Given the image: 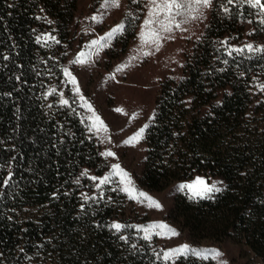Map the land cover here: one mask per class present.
<instances>
[{
    "label": "trees",
    "instance_id": "16d2710c",
    "mask_svg": "<svg viewBox=\"0 0 264 264\" xmlns=\"http://www.w3.org/2000/svg\"><path fill=\"white\" fill-rule=\"evenodd\" d=\"M77 2L0 0V264H166L147 240L115 233V208L86 202L76 183L107 162L75 99L61 105L48 94L65 57L41 37L48 27L68 37ZM246 20L259 25L247 3L213 0L183 78L161 85L139 183L162 192L195 175L222 179L211 199L179 195L168 219L195 241L244 243L264 264V52L224 43ZM136 29L127 22L122 52Z\"/></svg>",
    "mask_w": 264,
    "mask_h": 264
},
{
    "label": "rangeland",
    "instance_id": "374dc122",
    "mask_svg": "<svg viewBox=\"0 0 264 264\" xmlns=\"http://www.w3.org/2000/svg\"><path fill=\"white\" fill-rule=\"evenodd\" d=\"M146 3L147 0H141L140 3H134L133 0H121L119 8L106 10L101 7L102 0H78L74 19L69 25V36L64 37L63 40L56 39L59 33L54 27H48L43 31L41 37L45 44L55 47L54 52L59 57H65L62 64L63 80L49 88L48 92L55 89L50 96H56L58 103L61 105H63L61 103L62 99L68 100L70 104V100L74 98L81 108L88 131L92 123L90 117L93 116V113L84 104L85 102L91 104L95 113L101 117L109 131L108 133L89 131V133L100 145L102 153L107 151L116 153L115 157L103 155L107 162V169L103 174L98 175L95 170L91 169L83 170L81 176L76 180V183L82 189L83 200L86 202L97 199L107 201L118 214L111 222L110 227L114 223L126 226L119 232L112 227L111 229L115 233L124 236L125 232L127 234L131 233V238L135 241H139L144 236V233L136 226L164 223L175 229L179 235L153 234L152 239L147 240L157 256L166 264H176L181 257L189 256L198 259H210L216 264H225V262L226 264H261V260L244 243L234 240H226L221 243L195 241L187 232L181 231L168 219L176 198L179 195L189 197L191 195L187 191H179L178 185L192 182L199 176L208 180L210 184L217 182V186L224 189L225 182L222 179L203 174L195 175L189 180L175 182L162 192L150 191L139 183L147 155L145 133L148 127L145 129L143 139L138 143L132 145L125 144L124 141L132 137L145 125L149 126L153 121L161 85L168 80L179 81L183 78L185 58L194 44L202 38L209 24L213 7L212 2L210 7H200L198 11L191 12L185 10L183 16L176 17L181 27H174L170 33H162L164 39L160 42L161 46L157 51L156 45L151 43L145 45L140 38V34L144 30V20L147 18ZM254 12L256 22L259 25L252 23L251 20L242 22L240 26L243 30L234 33L224 41L231 49L248 51L246 46L249 44L254 49L264 47V24L261 23L264 17L259 15V9L254 8ZM129 13H132V16H129ZM94 15H103V22L93 21L91 18ZM46 22L49 25L51 20ZM122 22L126 26L127 22L132 25L137 24L135 38L130 42L125 52H122L123 43L116 44V40L125 31L118 34L110 42V46L103 48L98 54H96L95 49L89 47L93 40L104 36ZM256 31H258V34ZM48 36L55 39H47ZM56 41H59V43H56ZM81 52L90 53V55L85 56L87 63H73ZM143 52H150L151 55L145 56ZM133 56L137 58L131 59ZM125 64L129 66L123 71L116 70L119 66ZM65 68L69 69L76 77L77 85L70 83L69 78L64 74ZM77 86L80 93L75 92ZM81 95L84 100L80 99ZM118 108L123 109L127 115L117 112L116 109ZM133 114L136 115V119H132ZM116 164H119L124 171L130 174L138 191L153 197L162 205V208L148 207L147 202L141 203L130 199L125 192L120 191L123 185L119 182L120 178L117 176H112L109 184L98 187L100 179L110 176L113 172L112 166ZM91 177H97L98 179L92 180ZM85 196L90 197V199L86 200ZM24 211L27 212L24 216L33 215L37 212L34 209H24ZM155 231H159V229ZM185 244L198 250H218L222 255L214 258L213 253L209 251L206 253L207 258L188 254L177 256L172 260L166 261L163 259L164 253L180 248Z\"/></svg>",
    "mask_w": 264,
    "mask_h": 264
},
{
    "label": "snow or ice",
    "instance_id": "6c2138e0",
    "mask_svg": "<svg viewBox=\"0 0 264 264\" xmlns=\"http://www.w3.org/2000/svg\"><path fill=\"white\" fill-rule=\"evenodd\" d=\"M134 3H140L141 0H133ZM213 0H147L145 7L147 8V18L144 20L143 23V31L140 34V38L143 44H154L156 45L157 51L159 50L161 44L160 42L164 39L162 33H170L173 31V28H180V22H177L176 17L183 16L185 14V10L188 12L191 11H198L200 7H210L212 5ZM232 0H229L231 3ZM243 3H247L250 7L259 9V15L264 17V0H242ZM121 0H102L101 7L103 9H111V8H119ZM227 11V9H225ZM132 16V13L128 14ZM194 18V17H193ZM93 21L97 23L103 22V15L100 16H93L91 18ZM261 23L264 24V19L261 20ZM126 25L122 22L118 24L116 27L112 28L109 32H107L104 36H101L97 40H93L89 45L90 48L95 49L96 54L99 53L103 48L110 46V42L118 35L122 34L125 31ZM39 39V38H38ZM47 39L54 40V37L48 36ZM59 43V41H56ZM247 50L249 52L256 51V52H264V47H257L253 48L251 44L247 45ZM244 49H236V51H243ZM86 55H90V53L81 52L76 60L73 61L75 64H85L87 60L85 59ZM143 55H151L150 52H143ZM137 57L133 56L131 59H136ZM129 65H121L116 70L123 71ZM64 74L69 78L70 83L73 85H77L76 77L73 76L71 71L67 68L64 69ZM260 90L264 91V84L259 85ZM55 89H52L51 92L48 94L51 95ZM75 92L80 93L79 87H75ZM63 94L61 93V96ZM81 100H84V97L80 96ZM61 103L63 105H68L69 101L66 99H62ZM85 107L88 108L89 111L93 113V116L90 117L92 123L89 128V131H95L96 133L104 132L108 133L109 129L104 121L101 119L99 115L95 113V110L92 108L91 104L85 102ZM117 112H121L127 115L123 109H116ZM132 119H136V115L133 114ZM148 125H145L137 133H135L132 137L128 140L124 141L125 144H132L138 143L141 139H143L145 129ZM110 140V137H109ZM104 156H111L115 157L116 153L112 151H107L102 153ZM113 172L110 176H105L100 179L98 187L109 184L111 182L112 176H117L120 178V183L123 187L120 191L125 192L130 199L137 200L138 202L144 203L147 202L148 207H154L157 209L162 208V205L155 200L153 197L149 196L147 193L142 191H138L135 186L134 182L131 179L129 173L124 171L119 164L113 165ZM87 174L86 172L84 173ZM92 180H97V177H91ZM115 190V189H113ZM178 190L181 192L187 191L190 193V198H200V199H211L214 193H220L224 189L217 186V182H212L211 184L202 177H196L192 182L181 183L178 185ZM85 199H90V197L85 196ZM112 228L116 229L118 232L122 230L125 225L114 223L111 225ZM140 231L144 233L143 238L145 240H151L152 235H179L175 229L171 228L169 225L164 223H153L148 226H136ZM159 229V231H155ZM123 239H126L122 237ZM211 251L215 257H220L222 253L218 250H198L192 248L191 246L185 244L177 249L169 250L168 252L164 253L163 259L164 260H172L177 256L181 255H188L192 254L195 256H200L202 258H207L206 253ZM226 264V262H225Z\"/></svg>",
    "mask_w": 264,
    "mask_h": 264
}]
</instances>
